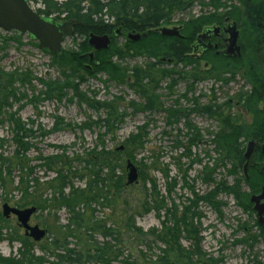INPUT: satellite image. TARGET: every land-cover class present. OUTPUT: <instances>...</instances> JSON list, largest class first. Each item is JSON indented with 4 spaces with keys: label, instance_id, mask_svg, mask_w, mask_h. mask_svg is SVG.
I'll return each mask as SVG.
<instances>
[{
    "label": "rangeland",
    "instance_id": "obj_1",
    "mask_svg": "<svg viewBox=\"0 0 264 264\" xmlns=\"http://www.w3.org/2000/svg\"><path fill=\"white\" fill-rule=\"evenodd\" d=\"M30 6L38 12L42 9L41 0H32ZM187 11L174 13L168 24L169 28L177 24L179 19H183L182 17H194L193 10H190V13ZM186 12L187 15L184 16ZM128 33L113 39L109 51L107 50L110 52L111 48H117L129 52V55L122 59L118 58L117 54L112 57V62L118 66V72L111 76L104 70V59L100 56L95 57L96 53L93 50L85 53L84 57L87 58L79 68L77 64L70 62L61 71L49 51L40 49L39 44L32 41L28 35H21L17 31L7 33L0 30V72L6 80H11L9 77H12L9 85L12 86L14 93L10 102L11 108L3 112V119L0 120V156L11 158L18 150L15 126L9 123L12 115L21 122L19 127L21 131H25L19 134V139L23 145L28 146L25 163L29 164L24 171L13 168L11 180L15 181L14 188L22 180L30 182L31 187L34 181L43 185L53 180L55 174L46 167L47 162L43 159L62 154L69 159H76L78 156L86 159V156L96 148L100 150L106 147L107 150L115 151L126 146L128 154L132 156L130 161L139 169L140 179L139 184L127 187L128 190L124 192L120 202H135L137 198H148L145 190H151L153 182L157 189L154 198L158 204L155 207H160L164 202L159 212L154 210L146 214L143 208L136 210V224L147 232L156 227L162 228L163 222L172 218L175 207L181 213L183 207L189 206L194 195L203 196L211 190L212 186L204 184L202 179L205 176V167L212 170L217 163L213 138L218 129V122L216 119L193 112L196 101L203 106L220 105L226 114L232 108L238 110L239 107L242 120L249 122L255 117L259 120L264 116V110H261L264 98L260 96V88L254 83L252 75H231L227 71L213 75L202 71L204 63L201 69L198 67L197 70L189 62L181 65L176 62L172 66L162 63L163 57L151 60L149 54L143 52L139 45H134L138 43L142 46L146 43L143 40L138 42L128 40L126 37ZM85 41L89 45V36L68 38L64 43L66 57L62 64L67 62L68 56L78 52L79 45ZM127 43L131 46H125ZM147 45L150 46V43ZM91 53H94L93 61L88 57ZM203 61L211 63L207 58ZM151 64L157 65L148 70L147 66ZM136 70H141L139 73H151L155 82L149 91L154 92L159 105L156 104V109L152 111L141 110L145 101L139 94L140 89L134 84ZM163 72L167 74L163 75ZM62 73H65L68 80ZM201 73L211 75V78L202 75L200 76L202 79L194 83L190 75ZM78 74L83 75L85 80L82 82L77 80ZM185 75L190 79L186 80ZM27 81H30V84ZM46 82H58L65 85V89L53 96L48 95ZM69 84L78 85V92L68 86ZM254 89L261 99L259 113L255 116L243 107L247 101H243L242 104L238 102L239 94H244L245 98H248ZM110 103H115L118 117L124 116L116 140L112 139V135L108 133L109 129L105 128L103 123L108 111L100 106ZM172 115L174 116L171 117ZM141 129L144 130L142 135L145 137L143 145L127 146L130 138L139 135ZM256 144L257 150L250 162L247 177L243 173L244 169L243 172H235L230 163L219 164L213 175L217 183L224 182L227 185L239 183L246 198L239 202L235 196L221 195L214 206L205 203L198 205L197 213L200 214V218H197L194 224L200 229L202 253L208 257L206 259L222 261L219 264H254L256 260L264 264V229L258 226L254 205L250 203L254 195L251 186L245 183V180L251 183L258 181L256 176L254 178L249 173L263 145ZM247 146L248 143L245 144V147ZM127 161L128 158H124L125 184L128 175ZM257 164L264 169V162ZM82 167H85V163L77 161L73 163L74 170H80ZM142 175L147 181V188L141 180ZM74 185L76 188L84 189L86 180L76 179ZM13 187L9 189L6 198V192L0 186V215L4 221L0 240L2 258L29 264L23 257L27 251L24 245L27 240L31 253L35 258L43 259V264H69L65 259L60 261L57 256L52 255L49 247L54 239H60L63 244L83 254L89 249L97 250L106 242L102 237L86 232L84 230L86 228L80 230L75 226L76 229H73L72 215L65 209L57 212L51 203H47V210H37L30 222L31 226H39L42 230L48 231L47 237L41 243H34L25 236L24 229L19 226L15 217L10 219L3 217V206L9 204L16 208V201L21 197ZM45 187L43 186L38 195H42L43 200H49L52 198L51 190H46ZM170 190L171 194L168 192ZM110 198L112 200V196ZM91 210L95 221H103L108 226L114 225L116 213L105 200L93 203ZM69 229L74 231L73 234H70ZM122 241L125 244H122L120 251L112 256L111 264H137V254L140 250L146 252L147 260L156 261L168 250L165 244L154 243L153 238L148 248L144 245L139 248L140 250L137 249L139 243L132 244L134 239L131 238L129 244L126 243L125 237ZM181 244L185 250L192 252V242L183 239ZM135 249L138 251L135 252ZM94 251H91L92 255ZM56 255L63 256L64 252H56ZM193 258L194 264L199 262V259ZM84 261L85 264H94L88 262L86 258Z\"/></svg>",
    "mask_w": 264,
    "mask_h": 264
},
{
    "label": "trees",
    "instance_id": "obj_2",
    "mask_svg": "<svg viewBox=\"0 0 264 264\" xmlns=\"http://www.w3.org/2000/svg\"><path fill=\"white\" fill-rule=\"evenodd\" d=\"M214 1L217 2V0ZM41 5L42 9L38 10V13L42 16L55 17L60 21H79L81 26L75 29L74 36L82 37H87L90 34L97 36L113 35L115 30L119 28L127 31L135 30L138 33L145 34L147 30L169 24L171 16L179 9L178 0H65L63 2H59L58 0H41ZM183 9H186V5ZM161 38L160 35L152 33L150 37L143 39L146 44L140 46V44L136 43L134 45H139L140 49H143V52L149 54L151 60L160 57L175 58L176 56V58H179L183 54L184 47L180 44L174 43V40L164 41V38ZM148 43H150V46L147 45ZM125 46L131 45L127 43ZM92 50L87 41H85L79 45L78 52H74L68 56L69 59H67L65 64H62V61L66 57L65 52L62 57L56 58L53 56L54 63L58 64L61 71L70 62L77 64L79 68L87 58L84 57L85 53ZM108 51L95 52V57L100 56L104 59V70L112 76L118 72V66L112 62V57L117 54L118 58L122 59L128 56L129 52L117 48H111V51ZM156 65H148L147 69L151 70ZM75 68L77 70V67ZM140 71L136 70L133 80L135 86L140 89L139 94L145 101L141 110L152 111L156 109V104L159 105L158 98L154 92L149 91V88L155 82L152 79L151 73H139ZM166 74V72H163V75ZM62 75L68 80L65 73H62ZM176 75L181 76L180 74ZM202 75L211 78V75H206L205 73L190 75V78L195 83L202 79L200 77ZM184 77L186 80L190 79L187 78V75ZM9 78L12 80V77ZM11 80H6L0 72V120L3 119V112L11 108L10 102L14 97L12 86L9 85ZM77 80L82 82L85 78L83 75L78 74ZM27 82L30 84V81ZM46 83H48L46 85L47 93L51 96L65 89V85L58 82ZM68 86L78 92V85L69 84ZM238 96L240 104L243 101H247V104L245 103L246 105H243V107L248 109L250 114L254 116L258 115L261 99L256 89H254L251 95L249 94L248 98H245L244 94H239ZM100 106L108 111V115L103 123L105 128L109 129L108 133L112 135V139L116 140V135L124 122V116H121V118L117 116L115 103ZM192 111L216 119L218 122V129L213 138L215 145L214 153L218 157L217 163L213 166L212 170L205 167V176L202 179L204 184L211 185L212 187L206 195H194L189 206L183 207L181 213L175 207L172 218L168 219L167 222H163L162 228L156 227L145 232L136 224V210L138 208H143L145 213L149 214L154 210L159 212L161 206L164 205L163 202V205H160V207H155L158 204L154 198L157 194L155 182H153L151 190H145L148 193V198H137L135 202H120L122 195L128 190L127 187H129L127 186V182L125 184L124 181L123 161L124 158H128V160L132 159V156L128 154L126 146L125 148L123 147V150H119V147L115 151L107 150L106 147L100 150L96 148L86 156V159L80 156L76 157V159H69L64 154L43 159L47 162L46 167L55 174V178L43 183V185L38 183V181H34L32 187L30 182L22 180L14 188L15 181L11 180L13 168L24 171V168L29 167V164L25 163V154L28 151V146L23 145L21 139H19V134L25 131H21V128H19L21 122L18 121L15 115L10 116L9 123L15 126L18 150L11 158H5L3 155L0 156V186L6 192V198H8L7 193H9V189L12 187L21 194L20 199L16 201L17 208L26 209L35 207L37 210L45 211L48 207L47 203H51L57 212L65 209L72 215L74 222L73 229H76L75 226L80 230L86 228L84 229L86 232H92L106 241L98 249L96 248V253L93 249H89L86 250L87 254H83L81 251L70 248L67 244L66 246L60 239L56 238L50 243L49 250L51 249L52 255L57 256L60 261H64L65 259L69 264H85L86 261L84 260L86 258L88 262H94V264H111L112 260L110 259L112 256L120 251L122 244H125L122 241V238L125 237L128 244L131 238L134 239L132 244L139 243L137 249L144 245L148 248L151 238L154 239V243H163L168 247L164 255L158 257L156 261L152 259L147 260L146 252L139 249L137 264H194L193 257L199 259V262L195 264H219L222 261L213 258L206 259L208 257L202 253L200 229L194 224V221L200 218V214L197 213L198 205L205 203L209 206H214L217 198L221 195L235 196L239 202L246 198L239 183L235 185H227L224 182L217 183L213 175L217 171L219 164L224 165L226 163L231 164L230 166L233 171L243 172L245 165V144L250 140L258 144L264 143V116L259 120H256L255 117L253 121L249 120L247 122L242 120L239 109L232 108L226 114L222 111V106L220 105L209 104L203 106L199 105L197 101ZM143 131L141 129L139 135L131 137L127 142V146H142L145 140L144 135H142ZM257 155L256 163L250 167L249 173L254 178L256 176L258 181L251 183L245 180V183L251 186L250 189L253 194L260 193L264 186V169L262 170L257 164L264 162V157L261 151ZM76 161L81 164L85 163V167H82L80 170H74L73 163ZM141 178L144 187L147 188V181L143 175ZM76 179L86 180L84 189L75 187L74 181ZM43 186H46V190H51V199L43 200L42 195H38ZM168 192L171 194V190ZM110 196H112V200ZM99 200L108 202L109 206L116 213V220L113 226H108L103 221L94 220L91 207L93 203ZM129 204H132V206H129ZM217 211L221 213L220 210ZM158 218L161 219L159 215ZM2 223L4 221L0 215V240H2ZM157 229L162 230L158 231ZM69 232L73 234L74 231L69 229ZM183 239L192 242V252L182 247L181 241ZM24 245L27 251L23 254V257L27 262L29 264H43V259L33 256L27 240H25ZM59 251H63L64 255H56V252ZM91 251H94V255H92ZM134 251L138 250L135 249ZM172 256H174V259H172ZM0 264H24V262L0 256ZM254 264L262 263L256 260Z\"/></svg>",
    "mask_w": 264,
    "mask_h": 264
},
{
    "label": "flooded vegetation",
    "instance_id": "obj_3",
    "mask_svg": "<svg viewBox=\"0 0 264 264\" xmlns=\"http://www.w3.org/2000/svg\"><path fill=\"white\" fill-rule=\"evenodd\" d=\"M178 1L180 10L177 12L193 10L194 17H182L171 28L168 24L161 27L176 29L179 36L164 37L158 31L161 27L146 32L147 37L155 33L164 41L174 40V43L184 47L179 58H162V63L174 66L176 62L179 65L189 62L197 70L204 63L202 71L213 75H220L214 73L223 71L231 75H252L256 86L260 88V96L264 98V0ZM185 5L186 9H183ZM128 32L141 34L135 30L119 28L110 35L111 40L123 37ZM130 33L126 35L127 39ZM234 36L236 45L232 48L231 40ZM204 58L211 63L204 62Z\"/></svg>",
    "mask_w": 264,
    "mask_h": 264
},
{
    "label": "water",
    "instance_id": "obj_4",
    "mask_svg": "<svg viewBox=\"0 0 264 264\" xmlns=\"http://www.w3.org/2000/svg\"><path fill=\"white\" fill-rule=\"evenodd\" d=\"M30 0H0V30L4 32L17 31L21 35H28L29 38L39 44V48L48 50L49 53L56 57H62L64 54L63 45L68 38L73 37L74 29L81 25L77 20L69 22H59L56 18L41 16L35 12L29 5ZM164 37L179 36L176 29L166 27L158 29ZM147 35L131 34L128 39L137 42ZM89 46L95 51H107L111 45V38L106 36L89 35ZM236 45L235 36L231 40V47ZM93 61L94 53L89 55ZM123 150V147L120 148ZM256 151V144L250 140L244 155L246 164L244 173L247 176L249 163ZM264 155V144L262 146ZM126 170L127 186H133L139 183V169L131 162L127 161ZM250 203L254 205L257 222L259 227H264V187L260 194L252 195ZM35 207L19 209L11 207L9 204L3 206V217L10 219L14 216L21 228L24 229L26 237L30 238L34 243H41L47 236V232L39 226H31L32 217L36 214Z\"/></svg>",
    "mask_w": 264,
    "mask_h": 264
},
{
    "label": "bare ground",
    "instance_id": "obj_5",
    "mask_svg": "<svg viewBox=\"0 0 264 264\" xmlns=\"http://www.w3.org/2000/svg\"><path fill=\"white\" fill-rule=\"evenodd\" d=\"M31 1H32V0H30V2H31ZM29 5H30V3H29ZM30 7H31V6H30ZM35 12H36V11H35ZM41 16H42V15H41ZM45 17H46V16H45ZM52 18H55V17H52ZM56 19H57V18H56ZM57 20H58V19H57ZM58 21L63 23V22H69V21H72V20H69V21H60V20H58ZM80 26H81V25H80ZM78 27H79V26H78ZM76 28H77V27H76ZM76 28H75V29H76ZM75 29H74V33H75ZM132 34H136V33H132ZM145 34L148 35L147 33H145ZM140 35H144V34H140ZM24 36H25V35H24ZM73 36H74V35H73ZM104 36H106V35H104ZM108 36H109V35H108ZM28 37H29V36H28ZM109 37H110V36H109ZM110 38H111V37H110ZM142 39H145V38H142ZM128 40H130V39H128ZM140 40H141V39H140ZM140 40H139V41H140ZM32 41H33V40H32ZM34 42H35V41H34ZM65 42H66V41H65ZM137 42H138V41H137ZM111 43H112V40H111ZM110 46H111V45H110ZM63 48H64V45H63ZM108 50H109V49H108ZM64 51H65V50H64ZM93 51H94V50H93ZM94 52H95V51H94ZM89 58H90V57H89ZM93 60H94V59H93ZM120 148H121V147H120ZM120 148H119V150H120ZM128 161H130V160H128ZM126 163H127V162H126ZM244 175H245V173H244ZM245 177H247V176L245 175ZM136 185H137V184H136ZM133 186H135V185H133ZM129 187H131V186H129ZM263 187H264V186H263ZM263 187H262V188H263ZM259 194H260V193H259ZM250 200H251V199H250ZM253 209H254V208H253ZM45 231H46V230H45ZM46 232H47V231H46ZM25 236H26V235H25ZM46 237H47V236H46ZM29 239H30V238H29ZM44 240H46V238H45ZM44 240H43V241H44ZM43 241H42V242H43Z\"/></svg>",
    "mask_w": 264,
    "mask_h": 264
}]
</instances>
